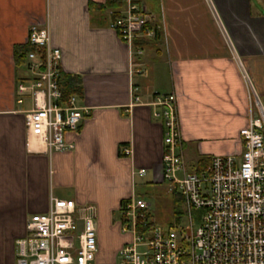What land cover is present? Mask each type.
I'll return each mask as SVG.
<instances>
[{"label":"crops","instance_id":"1","mask_svg":"<svg viewBox=\"0 0 264 264\" xmlns=\"http://www.w3.org/2000/svg\"><path fill=\"white\" fill-rule=\"evenodd\" d=\"M107 2L114 7L101 10ZM138 3L154 35L136 38L131 48L110 29L126 0H0V264H16L17 240L32 215L48 210L51 196L96 207L97 262L116 264L130 236L114 215L139 195L138 186L161 183L157 95H176L187 171L202 159L240 153L248 92L211 8L204 0ZM212 4L264 107V0ZM32 25L49 27L62 52L60 73L79 79L74 96L85 110L77 130L64 135L70 148L51 154L27 130L31 94L17 92L32 79L27 57L17 59L29 47ZM131 59L142 73H133ZM140 169L143 176L134 174Z\"/></svg>","mask_w":264,"mask_h":264},{"label":"built area","instance_id":"2","mask_svg":"<svg viewBox=\"0 0 264 264\" xmlns=\"http://www.w3.org/2000/svg\"><path fill=\"white\" fill-rule=\"evenodd\" d=\"M139 0H126L123 15L113 18L110 29L131 48L138 37L151 38L150 16ZM215 17L248 92L246 125L239 130L241 151L215 156L207 170L189 172L183 160L175 94L157 95L153 117L162 126L160 180L168 191L183 198L188 226L163 229L151 219L148 201L134 193L119 207V228L130 236L117 253L116 264H264V107L216 14L212 0H204ZM113 14V12H110ZM27 68L32 79L18 84L17 92H29L33 108L25 115L29 134L43 143L48 154L70 148L64 140L75 131L85 110L76 96L64 100L60 88L62 52L52 44L48 26H30ZM139 55L141 51L137 52ZM133 73H142L134 68ZM131 92H137L133 88ZM139 102L138 97H133ZM17 103H21L18 100ZM123 156L131 155L124 147ZM145 169L134 174L143 176ZM200 210V225L193 228L191 211ZM97 209L93 204L50 197L45 213L32 215L27 235L16 242V264H99L97 262Z\"/></svg>","mask_w":264,"mask_h":264},{"label":"rangeland","instance_id":"3","mask_svg":"<svg viewBox=\"0 0 264 264\" xmlns=\"http://www.w3.org/2000/svg\"><path fill=\"white\" fill-rule=\"evenodd\" d=\"M137 193L144 199H146L150 205L149 213L154 224L158 227L166 229L170 222L173 221V196L168 191V182H161L160 184H152L146 187H137ZM183 199V198H182ZM184 201V200H183ZM181 220L179 226H188L190 222L189 213L184 204H181ZM202 212L200 210L191 211V220L193 228H197L200 225ZM119 215L116 213L113 220L119 221Z\"/></svg>","mask_w":264,"mask_h":264},{"label":"trees","instance_id":"4","mask_svg":"<svg viewBox=\"0 0 264 264\" xmlns=\"http://www.w3.org/2000/svg\"><path fill=\"white\" fill-rule=\"evenodd\" d=\"M115 3L113 2H107L105 7H101V10H104L106 8H112L114 7ZM138 44L135 42L134 46L136 47ZM31 51H35L34 48L32 47H27V48H22L21 50L17 51V59L18 60H24L27 57V54ZM60 88L63 94V98L64 100H68L70 97L74 96L75 94H77L76 92L79 91L80 89V81L79 79H77L76 77H69V76H64V75H60ZM65 85V86H64ZM211 160H205L202 159L198 162L197 166L195 167V170H193L195 173H201L205 170H207V168L210 165ZM173 196V204H174V209H173V221L170 222L168 227H172V226H176L180 224V220H181V204H184L183 199L176 195V194H172Z\"/></svg>","mask_w":264,"mask_h":264}]
</instances>
